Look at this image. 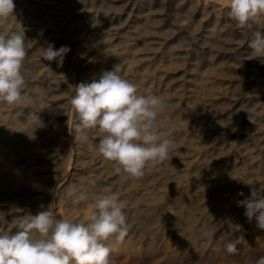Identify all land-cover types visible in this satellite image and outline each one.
Wrapping results in <instances>:
<instances>
[{
    "label": "bare ground",
    "instance_id": "bare-ground-1",
    "mask_svg": "<svg viewBox=\"0 0 264 264\" xmlns=\"http://www.w3.org/2000/svg\"><path fill=\"white\" fill-rule=\"evenodd\" d=\"M121 1V7L117 8L113 0H14V16L9 18L6 25L0 26V31H15L22 27L25 28L28 38L27 55L40 53L41 47L47 46L49 43L57 49L61 46L70 48L62 66L55 61L45 60L41 55L38 57L39 59L37 58L46 66L40 64L43 69L34 75V80L30 83L40 82L38 86L43 109L48 108L51 91L54 90V87L56 90L59 89L61 81L66 79L72 85L77 77L81 80L84 72L78 64L85 57L94 54L93 65L99 66L98 75L103 71L112 70L116 66L119 73L122 76L125 75L124 78H127L130 73L133 80H140L143 92L159 96L164 94L172 96L168 101L169 109L163 113L166 116H161L162 122L166 121L167 123L160 124V131L166 137L174 140L171 152L173 154L175 150H181L179 158H172L163 163L149 164L145 168L144 175L139 178H129L122 172L118 173L115 170L116 166L112 165L114 162L107 161L97 155L98 149L86 146L88 139L73 149V146L64 137L59 138L53 134L47 137L48 141L55 139L62 143L65 163L74 150L77 153L76 163L83 165V173L91 176V179L94 177L95 180L83 181L82 191L91 197L92 194H103L105 189H112L118 191L120 198L126 203L128 233L123 241L113 239L108 242L113 249L110 257H118L122 252L128 250L139 254L143 247L152 250L159 247L157 250L165 252L171 246L180 245L176 255L182 259V256L186 255L190 248L195 249L199 242H208L215 238H217L215 243L221 239L230 240L232 237L237 240L257 237L255 238L257 243L264 242V230L256 227L255 219L251 222L247 219L244 212L241 211L242 207H239V215L235 219H232L230 214L232 204L238 202L242 197L239 193L248 190L247 196H250L253 187H264V107L261 102L264 97V58L248 59L250 53L248 43L252 38V33L257 30L264 31V22L257 23L252 28L239 27L228 16L227 5L216 0ZM98 10H102L100 16L102 23L93 28L92 17ZM181 21L187 22L182 23ZM140 23H142L140 25L142 27L137 26ZM195 23L200 25L199 29H193ZM141 28L144 34L136 37ZM162 32L169 34L163 41L157 40L159 38L156 34L151 35L152 33L162 34ZM122 34L130 35L132 40L134 39L125 46L128 56L126 62H123L122 51L117 47L118 38ZM228 34L239 38H220ZM140 42L160 43L161 47L143 50L148 51L144 52L148 57L146 61L137 63L139 59L137 55H141L143 51L136 50L134 53L132 49ZM175 42H180L178 49L192 56L191 58L198 57L197 54L209 56L201 61V65L210 63L214 66L218 65V67L200 73L197 90H201L205 85L224 84L227 80L221 76V73H224L225 70L231 72L239 69L241 71L240 92L234 94L231 91L219 89L208 90L206 95L200 98V102L203 104L199 103V106L193 108L186 106L187 100L191 96L189 92L171 91L169 94L171 88L165 86L164 77L172 75L169 73V69H173L176 64L174 57L176 52H171V58L167 61L163 60L162 53L164 48ZM92 45L95 46L93 49ZM68 62L71 63L72 68L77 65L78 67L69 69L65 64ZM51 64H55L57 67L51 66ZM65 73L64 78L58 76ZM48 80H52L49 89L45 83H42ZM129 81L132 82V80ZM241 94L251 95L250 103L253 110L244 109L243 114L236 111L231 121H217L224 117L222 116L224 114L209 116V112L217 113V107H220L219 103L222 100L233 101L234 106L241 104L243 101ZM33 95L34 93H31V97ZM205 100L215 106L212 111L205 112L204 105L207 103ZM2 104L0 103V120L2 122L0 123V134H2L0 135V148L4 151L0 153V187L8 179H15V181L21 179L19 184L23 183L24 191H30L31 187L34 188V183L31 182V178L36 175L34 169L42 163L49 164L56 151L52 147L43 148L40 138L44 134H49L51 126L57 120L55 116H44L46 112H42L43 115L40 114L39 118L43 126L38 127L39 122L36 121V117L31 116L33 114L32 107L23 102L11 105L3 111ZM4 107L6 108V106ZM13 111L17 115H22V118L19 119L18 116L17 120H14L15 118L8 120V116H11ZM228 113L232 112L228 111ZM90 132L97 133L98 131L90 130L88 136H90ZM97 134V139H99L100 133ZM97 139L93 138L91 142ZM206 146L209 148L203 149ZM193 152L196 154L193 156L194 159H201L202 166L191 168L190 165L179 167L175 165V162L183 157L184 153L189 155ZM103 166L106 167L103 168ZM111 168L114 170L110 171ZM66 184L63 182L62 186ZM109 184L113 187H106ZM30 193L29 197H25L24 207L21 201L17 202L16 209L13 206L10 207L11 215L32 214L33 205L30 197L34 196V192L31 195ZM40 195L41 200L46 199L48 202V193H40ZM58 201L62 205L57 218H62L65 207H68L67 217L86 219L87 214L93 208L91 199L81 202L82 206L88 205L84 211H80V214L83 215L81 216L74 210L78 206L73 205L68 197L59 195ZM193 201L197 202L198 212L193 209L195 211L190 213V218H195L191 220H195L194 223L199 222L198 227L201 225L203 233L201 232L200 235H197L195 230L199 229L193 222H189L191 224L190 231L186 234L187 237L179 233L181 229L178 224L173 230H164L162 227V222L166 217L164 211L157 215L159 218L156 220L147 217L152 209L157 210L163 207L166 212L167 209L172 210L176 207H184L186 204L191 205ZM5 204V200L0 196V216L7 212L3 209ZM180 211L182 210L180 209ZM170 213V211L167 212L168 217H170ZM239 219L244 221L245 226L246 223L248 226L250 225V234L239 232L240 230L234 231L232 224L238 223ZM7 221L8 219L1 218L0 229L12 227L7 225L10 224ZM149 223H153V225L147 227ZM205 223H209L210 226H206ZM254 243L251 241L249 248ZM183 250L184 253H181ZM228 261L235 264L232 258ZM219 262L211 264H222ZM111 264H127V262L115 261Z\"/></svg>",
    "mask_w": 264,
    "mask_h": 264
},
{
    "label": "clouds",
    "instance_id": "clouds-1",
    "mask_svg": "<svg viewBox=\"0 0 264 264\" xmlns=\"http://www.w3.org/2000/svg\"><path fill=\"white\" fill-rule=\"evenodd\" d=\"M227 8L228 16L239 27L252 28L264 22V0H228ZM14 9V0H0V26L14 16ZM101 12L93 15V28L102 23ZM27 42L24 27L0 31V103L16 105L24 99L26 79L22 68L28 54ZM248 47V59L264 58V31H254ZM69 51L68 46L57 49L49 43L41 47L40 55L62 66ZM73 91L69 104L77 115L75 131L81 141H86L88 132L97 130L100 136L96 154L114 162L118 173L139 178L147 165L172 159L174 140L160 131L161 116L170 107L164 97L139 94L137 86L116 66L91 82L73 85ZM36 121L38 127L43 126L38 115ZM66 196L73 205L92 200L93 209L86 219L57 218L43 205L35 215L17 216L11 228L0 229V264H111L113 249L108 242L123 241L129 228L126 203L119 192L105 189L103 194L90 197L79 185H70ZM237 203L245 208L247 219H255L256 227L264 230V187H253L250 197ZM225 248L229 254L238 251L232 242ZM253 264H264V256Z\"/></svg>",
    "mask_w": 264,
    "mask_h": 264
},
{
    "label": "rangeland",
    "instance_id": "rangeland-1",
    "mask_svg": "<svg viewBox=\"0 0 264 264\" xmlns=\"http://www.w3.org/2000/svg\"><path fill=\"white\" fill-rule=\"evenodd\" d=\"M219 1L221 3H224L227 5L228 0H216ZM113 2H115V7L119 8L122 5V1L121 0H113ZM113 10H115V8L113 7ZM142 25V23L138 24L137 26ZM200 25L198 23H195L193 29L198 28L199 29ZM143 33V30L141 28V30L138 32V34L136 35V37H140ZM156 34L157 40L163 41L165 39L166 36H168L169 34L167 32H162V34H157V33H152L151 35ZM150 35V36H151ZM161 37H160V36ZM239 38V37H234L232 34H228L225 36H221L220 38ZM132 41H134V39L132 40V37L130 35H125L122 34L117 41V47L120 48L122 51L121 56L124 57L123 58V62H126L128 56H127V52L125 49V46L128 43H131ZM178 42V41H176ZM172 43L169 46H167L166 48L163 49V53L162 55H164L163 60H170V54L171 52H176V54L174 55V57L176 58V64L173 67V69H169V73L172 74L170 77H164L165 81L164 84L165 86L170 87V92L169 94L172 92H189V94H191V96L189 97V99L187 100L186 106L189 108H193L196 106H199L200 104H203L200 102V98H202L203 96L206 95L208 90H221V91H231L234 94L239 93V88H240V79H241V71L238 70H232L231 72H226V70L224 71V73H221V76H223L227 81L224 84L218 83V84H213V85H205L202 87L201 90H197L196 87L199 85L198 82V78L200 76V73L203 71H208V69H212L214 67H218L212 65L211 63L208 65H201V61H204V58H207L209 56L207 55H203V54H197L198 57H194L191 58L192 56H189L187 53H185L183 50L178 49V45L179 43ZM96 44V42H95ZM168 45V44H167ZM95 46L92 45V49ZM116 47V49H117ZM161 45L160 43H146V42H140L138 44H136L132 51L135 53L136 50H145L147 48L151 49H157L160 48ZM148 51H143V53H141V55H137L138 56V61L137 63L140 62H144L146 61L148 55L145 53ZM38 53V54H37ZM33 53V54H29L26 56L25 60H24V64H23V68L22 71L25 75V79H26V85L25 88L27 90H23V97L24 99L20 102L26 104L27 106H30L33 108L32 111V115L31 116H35L38 115L40 116V114L43 115L42 112H46V115L44 116H55L56 117V122L54 123V125L51 126V129L49 130V134H44L41 136L40 138V143L41 146L43 148H47V147H52V149H55L56 151L54 152V156L53 158H51V160L49 161V164H45L42 163L41 165H39L35 170L36 175L33 176L31 178V182L34 183V188L31 187L30 191H24V185L21 182V179L15 181V179H11V180H6L5 184L3 186L0 187V196L5 200V205L3 206L5 210H7L5 215L0 216V220L1 218H6L8 219V226H12L11 222L13 219H15L17 216L11 215L12 210L10 209V207H14V209L17 208V202L21 201L22 202V206L24 207V201L26 200V196L29 197V193L30 195L32 194V192H34V196L30 197L32 200V205L33 208H31V212L34 215L35 212H38L41 209V205L44 206V208H47L56 216H59V209L61 208L60 201H58V196L59 195H63L64 197L66 196V189L70 186V185H79L80 187L83 186V181L87 182L89 180H95L94 177L93 179H91L88 174L83 173L82 169L83 165H81L80 163H76V151L73 150L72 154L69 156L68 160H66L65 163V158L63 155V145L61 142L56 141L55 139H50L49 141L47 140V137L50 136L51 134H53L54 136H58L59 138L64 137L66 138L71 146H73V149L75 146L81 144L83 141L80 140L79 138V134L75 131L74 129V123L76 122L77 119V115L74 111V109L71 108L70 104H69V99L72 95H74V91H73V85H76L80 82H91L92 79L94 78H98L99 75V66L97 64H94V58H95V54L94 55H89L88 57H85L81 63H79L78 65L81 66V70L83 73V76L80 79H74V82L72 83V85H70L69 82H67V80L65 79V81H61L60 85H59V89H55L51 91V98L50 101L48 103V108L43 109L41 107V95H40V88H39V83L36 84H31L34 80V75H36L37 73H39L42 68V65L46 66V64H43L41 61L37 60L38 57H40V53ZM72 58H74V56H72ZM200 58V60H199ZM39 59V58H38ZM37 60V61H36ZM165 62V61H164ZM42 63V65H40ZM219 63V61H218ZM67 68L69 69H73V68H77V66L72 68V65L70 62L65 63ZM93 65V66H92ZM51 66H56L55 64H51ZM211 67V68H209ZM127 73V72H126ZM65 74H60L58 76L61 77H65ZM79 75V73H78ZM129 76H127V80H132V83H134L137 88H138V92L139 94H144L147 95V93L143 92L142 87H141V82L140 80H133L131 78V74H128ZM163 75V74H162ZM125 76V75H123ZM31 82V83H30ZM51 82L52 80H48L46 82H42L45 83L46 86H48V89L50 88L49 85L51 86ZM131 82V81H130ZM27 86V87H26ZM44 87H46L45 85H43ZM69 86V88H68ZM193 87V88H192ZM141 88V89H140ZM193 89V90H192ZM31 93H34V95L31 97ZM148 94H150L148 92ZM157 95V94H155ZM188 95V94H187ZM162 97H164L167 101H169L172 96L171 95H161ZM189 96V95H188ZM241 98H242V102L241 104L239 103L238 105L234 106L233 101H221L219 104L220 107H217V113L214 112H209V116H220L222 114L221 119H217V121H231L232 120V116L234 115V113H236V111L240 114H243V110L244 109H251L253 110V108L251 107V95L249 94H241ZM203 100V99H202ZM207 103H205L204 108H205V112L206 111H212L213 105H210L209 101L205 100ZM262 105L264 107V97L262 99ZM200 103V104H199ZM3 111L4 109L9 108V106L11 107V105H8L3 103ZM6 106V108L4 107ZM232 106H234V108L232 109ZM231 108V110H230ZM195 109V108H194ZM198 109V108H197ZM200 110V109H199ZM245 110V111H246ZM232 112V113H228ZM225 112V113H224ZM227 113V114H226ZM263 114H264V110H263ZM245 115V114H244ZM16 116V117H15ZM19 116V119L22 118V115L18 114L16 112L13 111L11 116H8V120H12L13 118H15L14 120H17ZM24 116V115H23ZM162 116H166L163 115ZM0 123L1 120H0ZM13 123V122H12ZM161 123H167L166 121L162 122V118H161ZM160 123V124H161ZM199 128V127H198ZM97 131V130H95ZM98 133V132H97ZM97 133L95 132H90V136H88V142L86 144L87 147L91 146V148L93 149H98V143H99V139H97ZM2 135V134H0ZM90 137V138H89ZM93 138L97 139L96 141H92ZM209 148V146H206L203 149ZM2 149V148H0ZM201 149V150H203ZM4 150H0V153H2ZM181 152L178 150H175L174 153L172 154V158H179V153ZM186 153V152H185ZM184 153L183 157H181L180 159H178L175 162L176 166H182V165H190V167H199L202 166L203 164H201V159H194V155L196 156L195 152L186 155ZM199 153V152H197ZM163 163V162H161ZM113 166L114 163H112ZM106 166H103V168H105ZM114 169L111 168L110 171H113ZM85 178V179H83ZM71 181V182H69ZM66 182L67 184L64 186H62V183ZM173 182V181H172ZM171 182V183H172ZM118 185V184H117ZM106 187L110 188L113 187L110 184L106 185ZM116 187V186H115ZM248 192V190H246ZM36 192V195H35ZM247 192H244L243 195L240 197V200H244L248 197H250L249 195L247 196ZM40 193H48L49 194V198H48V202L46 199L41 200V195ZM92 204V202H91ZM196 204L197 202L193 201V204L191 205H185L184 207L178 208L176 207L175 209L173 208L172 210H166L163 209V207L160 208L161 209H152L149 212V215H147V217L149 219L152 220H156L157 218H159V216L162 214V211H164V215L167 217H165L164 222H162L163 224V228L164 230H173L174 228H176V226L179 227V229H181V231L179 233L184 234L187 237V233L190 231V224L189 222H193L191 221L195 218H190V213H192L193 211L196 210ZM236 204V205H235ZM235 204H232V211H230L231 217H233L232 219H235L236 216L239 215V211L241 206H238V203L236 202ZM77 208H74L75 211H77L80 214V211H84L86 209V207L88 205L82 206L77 205ZM93 206V205H92ZM192 207V208H191ZM240 207V208H239ZM9 208V209H8ZM239 208V209H238ZM93 209V208H92ZM178 209V210H177ZM180 209L182 211H180ZM190 209V210H189ZM195 209V210H193ZM69 208L65 207V212H64V216H67ZM188 210V211H186ZM9 211V214H8ZM171 212L170 213V217H168L167 212ZM181 213H180V212ZM216 211V210H215ZM242 212H245V208L242 207L241 209ZM176 212V213H175ZM203 212V211H202ZM178 213V214H177ZM183 213V214H182ZM36 214V213H35ZM24 215V214H21ZM81 216H83L82 214H80ZM189 215V216H188ZM193 215V214H192ZM197 215V214H196ZM13 216V217H12ZM184 216V217H183ZM190 219H188V218ZM170 220V221H169ZM233 221V220H232ZM188 222V223H187ZM240 222V223H239ZM199 223V222H198ZM197 222L194 223V225L196 224V226L198 225ZM201 223V222H200ZM178 224V225H177ZM206 224V223H205ZM244 221L239 219L238 223H234L232 224V227L234 228V231L236 230H240L239 232H242L244 234H250L249 233V226L246 223V226L244 225ZM153 223H149L147 225V227L152 226ZM210 226L209 223L206 224V226ZM170 226V227H169ZM201 226V225H200ZM200 226L196 227L199 230H195L197 235H200L201 232L203 233V229L200 228ZM237 228V229H235ZM248 228V229H247ZM151 229V228H150ZM201 229V230H200ZM186 231V232H185ZM204 231H206L204 229ZM233 233H236L234 232ZM257 237H252L251 239L247 237V239L244 240H237L234 237H232V239L230 240H220L219 242L217 240V238L210 240L208 242H199L198 245L196 244V248L192 249L190 248L188 250V254L186 253V255L181 257H178L176 255L177 250L179 249V246H171L168 248V250H165V252H160L159 250H157L159 247H157V249L153 250L150 249H145L143 247V249H141L139 254H135L133 251L128 250V251H124L122 252L120 255L117 256H111L110 257V261L112 263L116 262H123L126 261L127 264H134L132 262H135L136 264H211L213 262H218L220 261L222 264H232L230 261H228L230 258L233 259V261H235V264H253V261L255 259H258L260 256H264V242H259L257 243V240L255 239ZM237 240V241H236ZM256 240V241H255ZM255 242L253 246H251L249 248V244L250 242ZM228 242H232L235 243L237 246V253L236 254H229L226 251L225 245ZM206 243V244H205ZM207 243H209L207 245ZM202 244V246H201ZM215 244V245H214ZM204 246V248H202ZM220 248H218L219 246ZM199 246V247H198ZM207 246V247H206ZM216 246V247H215ZM182 247V246H181ZM206 247V248H205ZM183 248V247H182ZM224 248V249H223ZM218 249V250H217ZM173 251V252H172ZM224 251V252H223ZM184 253V250L181 252ZM225 254V255H224ZM222 256V257H221ZM227 261H226V260ZM216 260V261H215ZM223 262H222V261ZM219 262V263H220Z\"/></svg>",
    "mask_w": 264,
    "mask_h": 264
}]
</instances>
